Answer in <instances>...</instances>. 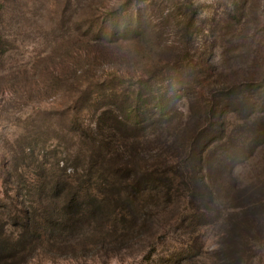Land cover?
Listing matches in <instances>:
<instances>
[{"label": "rangeland", "instance_id": "rangeland-1", "mask_svg": "<svg viewBox=\"0 0 264 264\" xmlns=\"http://www.w3.org/2000/svg\"><path fill=\"white\" fill-rule=\"evenodd\" d=\"M93 98L103 215L8 264H264V0H0V220L36 162L87 167Z\"/></svg>", "mask_w": 264, "mask_h": 264}, {"label": "trees", "instance_id": "trees-1", "mask_svg": "<svg viewBox=\"0 0 264 264\" xmlns=\"http://www.w3.org/2000/svg\"><path fill=\"white\" fill-rule=\"evenodd\" d=\"M138 24L139 22L134 26L137 27ZM134 31H136L134 28L128 27H124L123 30L115 28L111 29L109 37L105 38L115 41L120 36L128 35ZM91 100L89 102H92L90 105L94 107L93 112H95L92 121L94 124L72 130L73 141L75 139L80 141L81 138L88 141L90 158L87 167L82 164L83 160L77 156L67 168L66 166L60 168L62 169L61 174H54L51 167L49 168L50 165L46 166L43 162L35 163L33 180L24 193L27 198L25 200L26 208L20 216H9L6 223L0 220V263L8 264V261L16 255H22L26 248L31 249L37 246L47 236L66 228L70 223L82 222L87 225L97 221L103 215L107 194L105 187L100 186H114L115 180L103 179L98 173L96 175L97 170H92L94 161L107 153V143L101 136L106 111L97 108L99 105L98 98ZM161 112L162 110L159 109V113ZM109 113L112 115L111 118H114L112 121H114L117 115L111 109ZM56 167L59 168V164H56ZM137 174L136 171L131 173L127 170L126 178L133 180L130 185L140 186L155 182L154 179L144 178L143 173L141 176ZM94 186L96 188H93ZM4 195L6 198H10L8 192L5 191ZM0 207L4 208V206ZM0 219L4 218L0 215ZM8 223L19 228V234L14 236L12 231L7 230L5 225ZM250 261V257H248L245 264L251 263ZM237 263L238 260L234 262V264Z\"/></svg>", "mask_w": 264, "mask_h": 264}]
</instances>
